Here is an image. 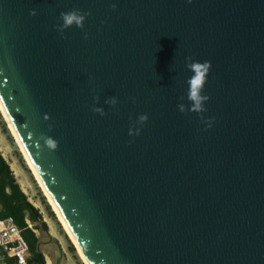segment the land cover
I'll return each instance as SVG.
<instances>
[{
  "label": "water",
  "instance_id": "95a60500",
  "mask_svg": "<svg viewBox=\"0 0 264 264\" xmlns=\"http://www.w3.org/2000/svg\"><path fill=\"white\" fill-rule=\"evenodd\" d=\"M0 103L88 264H264V0H0Z\"/></svg>",
  "mask_w": 264,
  "mask_h": 264
},
{
  "label": "rangeland",
  "instance_id": "374dc122",
  "mask_svg": "<svg viewBox=\"0 0 264 264\" xmlns=\"http://www.w3.org/2000/svg\"><path fill=\"white\" fill-rule=\"evenodd\" d=\"M0 134L2 135L1 136L2 140H4V142L10 148V155L12 156L14 161H16L15 163L18 166L17 168L20 170L19 172L21 174V177L19 179L16 177V174H14L16 183L19 185L21 190L25 193L26 197L28 198L29 203H31L33 207L35 208V210L37 211L38 217L41 216L42 219L46 221L45 225L48 227V231L50 232V235L53 238H55L57 241H59V243H61L64 249V252H65V256H66V264H83L80 257L78 256V252H77L75 245L65 233L57 215L53 212L42 190L38 186L32 172L28 168L21 154L20 148L15 142V139L13 135L11 134L1 113H0ZM11 139L14 141V145L11 142ZM2 154L3 156L5 155L4 152ZM20 181H22V183L24 184L23 187ZM28 222L31 224L30 221ZM39 225H41V223L37 222V227H33V225H31L30 227L34 231H38L37 228ZM40 237H41V234H40ZM44 241L46 242L47 239H45ZM43 252L48 256L49 259L53 260L54 258V248L53 247H48L47 245H45L43 247Z\"/></svg>",
  "mask_w": 264,
  "mask_h": 264
},
{
  "label": "clouds",
  "instance_id": "9594fccd",
  "mask_svg": "<svg viewBox=\"0 0 264 264\" xmlns=\"http://www.w3.org/2000/svg\"><path fill=\"white\" fill-rule=\"evenodd\" d=\"M189 3L192 2V0H188ZM113 8H115V5H113ZM37 13L35 10L31 12V15L35 16ZM86 15L83 14L79 10H72L70 12H64L61 13V19H62V25L58 26V31L63 33L66 29L70 28L71 26L75 25L78 28H83L84 20L86 18ZM211 63L208 61H205L204 63H200L198 61H194L188 65L189 71L193 73L192 76L189 77L187 80L188 84V99L193 102V106L191 108V111L193 113H203L206 111V109L203 107V102L208 101L210 97L207 95H201L202 90L205 88V85L207 83V79L211 70ZM180 111L184 112L185 108L183 105L179 106ZM96 112H100L101 115H103V111L101 109H93ZM203 118V117H202ZM148 117L146 115H141L139 117V122L141 124H144L147 122ZM132 134L131 132L129 133ZM139 135V132L136 133ZM40 139L44 142V145L48 150L55 151L58 147V142L48 136H41Z\"/></svg>",
  "mask_w": 264,
  "mask_h": 264
},
{
  "label": "trees",
  "instance_id": "16d2710c",
  "mask_svg": "<svg viewBox=\"0 0 264 264\" xmlns=\"http://www.w3.org/2000/svg\"><path fill=\"white\" fill-rule=\"evenodd\" d=\"M8 132V130H7ZM14 145V141L11 139ZM0 217L3 219H12L18 227L23 231L24 236L27 238L29 246L32 252H35L34 234L28 229L27 220L35 221L36 210L31 203L28 202V198L21 191L19 185L15 181L14 173L11 171L9 165L0 153ZM32 240L34 243L32 244ZM31 241V242H30ZM33 257V254H32ZM36 264H45L42 259L39 260L33 257Z\"/></svg>",
  "mask_w": 264,
  "mask_h": 264
},
{
  "label": "built area",
  "instance_id": "2783aa9c",
  "mask_svg": "<svg viewBox=\"0 0 264 264\" xmlns=\"http://www.w3.org/2000/svg\"><path fill=\"white\" fill-rule=\"evenodd\" d=\"M0 264H36L23 231L12 219L0 218Z\"/></svg>",
  "mask_w": 264,
  "mask_h": 264
},
{
  "label": "bare ground",
  "instance_id": "6f19581e",
  "mask_svg": "<svg viewBox=\"0 0 264 264\" xmlns=\"http://www.w3.org/2000/svg\"><path fill=\"white\" fill-rule=\"evenodd\" d=\"M0 113L2 114V116H3L4 120H5V122H6L7 126H8V128H9V130H10V132H11V134L13 135V137H14V139H15V142H16L17 145L19 146L20 151H21V154H22V156H23V158H24V160H25V162H26L28 168H29L30 171L32 172V174H33V176H34V178H35V180H36L38 186H39L40 189L42 190V192H43L45 198L47 199L49 205L51 206L53 212L57 215V217H58V219H59V221H60V223H61V225H62V227H63V229H64V231H65V233L67 234V236L69 237V239H70V240L73 242V244L75 245V247H76V249H77V252H78V256L80 257V259H81V261L83 262V264H88V262H87L85 256L83 255V253H82L81 250L79 249L78 244L76 243V241H75L74 238L72 237V235H71V233H70L68 227L66 226V224H65L64 221H63V219H62L61 216L59 215V213H58V211H57V209H56L54 203H53L52 200H51V197L49 196V194L47 193L45 187L43 186L40 176L37 174L35 168L33 167L31 161L29 160V158H28V156H27V154L25 153V150L23 149L22 144H21V142H20V140H19L17 134L15 133L14 128L12 127V124H11L9 118L7 117L6 112H5V110H4V108H3V106H2L1 103H0ZM12 169H14V172H15V174H16V177L19 179V178L21 177V174L16 170V166H15V165H12ZM20 183H21V185H22V187H23L24 184L22 183V181H20Z\"/></svg>",
  "mask_w": 264,
  "mask_h": 264
},
{
  "label": "crops",
  "instance_id": "0c3cea01",
  "mask_svg": "<svg viewBox=\"0 0 264 264\" xmlns=\"http://www.w3.org/2000/svg\"><path fill=\"white\" fill-rule=\"evenodd\" d=\"M2 135L0 134V153L2 154L3 152L5 153V155L4 156H6V157H4L3 156V154H2V156H3V158L5 159V161L7 162V164L9 165V167H10V169H11V171L12 172H14V169H12V165H15L16 166V170L19 172L20 170L17 168L18 166L16 165V161H14V159L12 158V156L10 155V148L8 147V145L4 142V140H2V137H1ZM20 173V172H19ZM15 174V173H14ZM21 189V188H20ZM22 191V190H21ZM23 192V191H22ZM24 193V192H23ZM25 194V193H24ZM29 202V201H28ZM0 215H1V212H0ZM1 218V217H0ZM41 220H42V224L40 225V226H42L43 227V230L46 232V236L48 237V240L46 241V243H43V246H42V254H38L37 252H36V245L39 243V241L41 240L40 238H42L43 236L41 235V237H40V230L41 229H39V227L37 228V230L38 231H34L33 229H31V224H32V222H33V227H37V226H35L34 225V223H35V221H31V220H27V225H28V229H26V231L27 232H31V233H33L34 234V239H36V241H35V252L33 253L32 252V254H33V257H35V258H37V259H39V260H41L42 261V259L45 261V264H50V262L52 261L51 259H49L48 258V256L43 252V247L45 246V245H47L48 247H53L54 248V246H52V245H50V239L52 240V239H54V240H56L55 238H53L51 235H50V232L48 231V227L45 225L46 224V221H44L43 219H42V217H41ZM28 221H30L31 222V224L28 222ZM23 238H24V240L26 241V243H27V245L29 246V243H28V241H27V238L24 236V234H23ZM57 241V240H56ZM31 242V241H30ZM45 242V241H44ZM32 244L34 243V240H32V242H31ZM62 246V245H61ZM30 247V246H29ZM30 249H31V247H30ZM31 251H32V249H31ZM32 257V260H33V262L34 263H36V261L34 260V258ZM48 258V259H47ZM51 260V261H50Z\"/></svg>",
  "mask_w": 264,
  "mask_h": 264
},
{
  "label": "flooded vegetation",
  "instance_id": "af4514ba",
  "mask_svg": "<svg viewBox=\"0 0 264 264\" xmlns=\"http://www.w3.org/2000/svg\"><path fill=\"white\" fill-rule=\"evenodd\" d=\"M37 222H40V223L42 224L41 216L38 217V214H37V212H36V214H35V223H34L35 226H37ZM31 225H33V222H32ZM38 227H39V229H41V230H40V234H41L43 237L41 238V240L39 241V243L36 245V252H37L38 254H42V246H43V243H46V242H44V240H45V239L48 240V237L45 235L46 232L43 230V227L40 226V225H39ZM55 251H56V248L54 247V258H53L54 262H55Z\"/></svg>",
  "mask_w": 264,
  "mask_h": 264
}]
</instances>
